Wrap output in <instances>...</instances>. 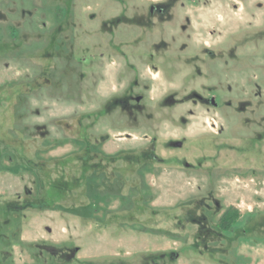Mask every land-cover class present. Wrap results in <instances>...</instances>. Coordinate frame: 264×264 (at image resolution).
I'll list each match as a JSON object with an SVG mask.
<instances>
[{
    "label": "rangeland",
    "instance_id": "1",
    "mask_svg": "<svg viewBox=\"0 0 264 264\" xmlns=\"http://www.w3.org/2000/svg\"><path fill=\"white\" fill-rule=\"evenodd\" d=\"M0 264H264V0H0Z\"/></svg>",
    "mask_w": 264,
    "mask_h": 264
},
{
    "label": "trees",
    "instance_id": "2",
    "mask_svg": "<svg viewBox=\"0 0 264 264\" xmlns=\"http://www.w3.org/2000/svg\"><path fill=\"white\" fill-rule=\"evenodd\" d=\"M229 210L230 208L224 211L219 219V226L223 230L228 229L236 218V210L233 213H229Z\"/></svg>",
    "mask_w": 264,
    "mask_h": 264
}]
</instances>
